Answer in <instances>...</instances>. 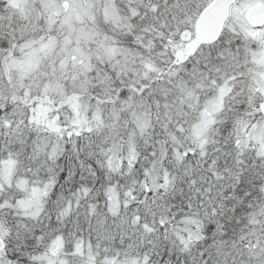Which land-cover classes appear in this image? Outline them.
I'll return each instance as SVG.
<instances>
[{"label":"snow or ice","instance_id":"6c2138e0","mask_svg":"<svg viewBox=\"0 0 264 264\" xmlns=\"http://www.w3.org/2000/svg\"><path fill=\"white\" fill-rule=\"evenodd\" d=\"M0 264H264V0H0Z\"/></svg>","mask_w":264,"mask_h":264}]
</instances>
